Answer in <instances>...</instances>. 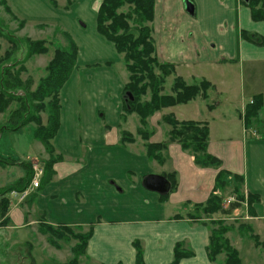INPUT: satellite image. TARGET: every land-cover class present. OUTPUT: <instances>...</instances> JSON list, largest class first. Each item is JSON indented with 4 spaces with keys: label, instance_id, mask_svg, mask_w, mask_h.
<instances>
[{
    "label": "crops",
    "instance_id": "1",
    "mask_svg": "<svg viewBox=\"0 0 264 264\" xmlns=\"http://www.w3.org/2000/svg\"><path fill=\"white\" fill-rule=\"evenodd\" d=\"M190 2L195 12L193 18H187V22L191 30L194 29L192 38L195 37L192 47L187 49L178 35L180 26L167 20V5H161L160 0H156L153 24L156 27V42L160 46L158 59L173 65V79L178 77L183 81L184 71L181 69L193 65L191 62L199 64L202 61L206 66L229 65L235 68L220 72L210 70V75H197L193 84L205 81L210 88L205 99L198 96L188 103L200 98L207 102L205 111L208 116H214L219 102L210 99V91L228 92L235 83L243 93L234 108L241 123L242 139L241 142L235 141L240 146V165L238 169H233L236 172L233 174L243 180L242 193L256 195L259 201L253 205L254 216L249 215L248 207L243 204L233 212L234 217L240 218L239 223L248 228L246 233L242 231L244 227L239 229L234 224L235 221L231 220L233 216L223 221L231 225L225 237L238 252L242 263L264 264V253L250 240L249 233L253 231L264 241V138L259 130L264 128V101L259 114L262 124L256 131L257 135L246 133L243 125L245 106L257 95L261 94L264 98V92L259 91L264 78V46L247 40L243 34L264 38V20L254 21L250 8L242 0ZM6 3L12 14L24 22L22 30L27 25L42 31L55 27L67 33L78 48L75 68L60 91L59 129L51 141L56 157L52 175L46 176L43 171L40 186L34 189L29 184L24 200H15L14 206H9L7 217L10 226L7 228L22 229L41 215L54 226L84 233L91 229L83 258L90 264H134L135 241L142 247L144 264H170L173 249L178 243H184L193 253L192 257L184 258L178 264H222L223 261L212 263L207 257L206 248L212 228L209 220L194 223L184 216L185 211L178 212V204L167 207L170 205L169 196L162 203L158 194L150 195L153 192L142 187V179L151 172V160L146 156L143 144H136L135 133L140 126L133 132L129 130V126L135 125L134 114L126 116L122 122V92L128 74L126 76V71L114 66L122 64L121 56L112 43L97 33L96 15L100 0H89L93 12L89 36L86 35L87 24L79 17L73 18L77 8L69 9L68 0L61 2L66 11L52 6L48 0H6ZM205 24H214V29L219 30L218 39L210 33L213 28ZM205 31L210 34V39L205 38ZM96 44H100L101 49ZM184 83L189 85L186 81ZM174 108L177 106L154 115L162 113L163 118ZM171 114L179 122L206 124L208 152L221 160L217 148L212 146L215 129L206 118L200 113L191 119H178L174 113ZM217 117L223 123L229 122L224 116ZM225 131L230 132L228 128ZM122 132L130 133L136 141L122 144ZM152 135L150 141L159 142L152 141ZM225 140L232 139L227 137ZM169 147L175 148L178 156L186 157L192 170L198 172L196 169L200 167L179 144L174 142ZM47 160L44 155L43 163ZM221 162L223 169L224 161ZM164 166L165 163L161 165L162 168ZM41 167L43 170L44 164ZM179 168L176 159L172 170L161 169L159 175L175 172L177 178ZM180 185L178 182L173 193L180 190ZM247 216L250 218L247 219Z\"/></svg>",
    "mask_w": 264,
    "mask_h": 264
},
{
    "label": "trees",
    "instance_id": "2",
    "mask_svg": "<svg viewBox=\"0 0 264 264\" xmlns=\"http://www.w3.org/2000/svg\"><path fill=\"white\" fill-rule=\"evenodd\" d=\"M48 1L54 7L57 4L56 0ZM242 3L250 8L251 17L254 21L264 20V0H249L248 3L243 1ZM155 5L156 0H100L96 15V30L99 35L114 45L117 54L122 57L125 70L128 74L127 83L122 92V122L126 116L131 114L136 115L140 127L136 130L135 136L142 140L146 156L151 161L163 165L165 163L163 152L167 149V145L164 142L150 141L151 133L145 129L149 118L164 109L186 104L198 96L205 99L210 84L202 81L198 84L186 85L182 79L176 78L171 90L173 96L159 95L162 91L163 80L156 75V71L160 72L161 76L166 77L173 72V66L157 61L154 55L153 41L149 35L150 30L143 25L152 22ZM0 6H6V0H0ZM125 6L131 7L132 10L127 14L119 12ZM132 19H134V25L130 26L129 21ZM20 23L22 24L18 26V29L23 28L24 22L20 21ZM63 34L69 41V47L54 52L53 57L43 69L44 76L35 85L30 78L24 82L20 79L21 74L25 73L22 65L16 71H13L14 56L21 49V46L26 48L27 56L29 57L47 54L48 47L44 40L25 38L23 39L25 42H22L19 39L11 37L9 42L12 49L6 53L4 58H0V114H3L8 106L14 104L11 113L7 115L5 125L0 129V136L2 131L18 132L23 128L34 125L33 138L41 143L49 156L48 160L44 163L43 169L46 176L52 175V166L56 160L51 141L59 129L60 91L70 78L78 55V48L75 42L67 33ZM243 36L247 40L264 46V38L248 36L247 34H243ZM23 43L25 45H22ZM130 97H132V101ZM262 106L263 97L261 95L253 97L252 103L245 106L243 114L245 130L257 131L260 127L262 122L259 119V114ZM40 113L46 115L45 122L41 120ZM166 117L165 121L171 127L169 132L170 143H178L183 151L188 152L192 156L196 166L200 168L217 167L220 170L216 176V187L213 193L205 203L194 205L193 210L186 215L194 223H199L200 220H209L212 226L206 248L209 261L215 263L217 258L223 255L224 260L222 264H243L238 252L225 237L231 225L228 226L223 221L224 218L232 217L233 212L245 200L241 192L242 178L238 175H233L232 178V193L236 196L238 202L229 204L227 208H223V199L216 193L217 188H222V190L226 188V183L222 179V162L219 158L208 152L207 125L193 121L179 122L174 120L173 116ZM121 142L122 144L134 143L135 138L128 132H122ZM6 159L12 161L11 165H20L24 169H27L28 174L23 179L0 190V196L2 197L8 196L13 191L23 192L32 180L31 166L27 161L22 162L19 159L15 160L11 157H7ZM2 161L7 162L5 159H2ZM163 176L170 182L171 189L168 194L159 196L162 203L167 200L170 193L177 190L178 186L175 172L164 174ZM258 201V196L247 195L246 204L250 216H254L253 205L257 204ZM8 204L7 199L0 200V217L6 215L9 208ZM40 227L50 237L56 239L64 238L62 235V232H64L66 237L68 236L77 240L79 245L71 249L74 257L85 254L86 244L91 237V229L84 234H74L71 228L63 226H60L61 229H54L50 226L44 227V225ZM249 233L250 240L264 253V241H261L253 231H249ZM133 247L136 252L134 264H144L142 247L139 242L135 241ZM192 255V251L184 243H178L173 249V260L170 264H178L182 259L190 258ZM67 264H78V262L74 258L72 262H68Z\"/></svg>",
    "mask_w": 264,
    "mask_h": 264
},
{
    "label": "rangeland",
    "instance_id": "3",
    "mask_svg": "<svg viewBox=\"0 0 264 264\" xmlns=\"http://www.w3.org/2000/svg\"><path fill=\"white\" fill-rule=\"evenodd\" d=\"M63 1L66 2L67 0H56L57 9L65 10L63 8V4L61 3ZM68 1L70 2V7L68 6L69 9H72L73 7L77 8L75 10L77 14H74L73 18L79 17L84 21L85 24H87L88 27L86 35L89 36V29L93 15L89 0ZM160 3L161 5H167L168 22L170 24H177L178 26H180L178 27L177 31L182 42L186 43L185 48H191L195 36L192 38V33H194V29L191 30L192 28L188 24L187 18H193L194 13L192 15H189L184 11L182 0H160ZM7 8L9 9L7 3L6 6H0V58H4L6 53L12 49L11 44L9 42V39H11V37L19 39L22 42H25V40H23L25 38H30L32 40L43 39L46 42V46L48 47V53L45 55H32L29 57L27 56L26 48H23V46H21L22 50L19 49V51L15 53V63L13 66V71H16V69L19 68L20 65H22V69H25V73L21 74L20 79L24 82L26 81V79L30 78L35 85V83L41 77L44 76L43 69L53 57L54 52L56 50L65 49L69 47V41L66 36H64L61 29L55 27L53 29L48 28L42 31L38 30V28H28L29 25H27L24 30L18 29V26L22 24L20 23L21 20H18L12 14L10 9L8 10ZM131 10V7L125 6L120 9L119 12H124L125 14H127ZM155 17L156 5L154 8V17L152 22L145 23L143 25L150 30L149 35L150 39L153 41L154 55L157 61L162 64H165L166 62H162L158 59L160 46L156 42V27L153 24L155 21ZM191 20L193 21L194 19ZM33 25L35 26L36 24ZM129 25H134V19L129 21ZM205 25H208L213 28L210 33L211 35H213V37L218 39L219 30L216 31L214 29V24ZM24 26L25 24L23 25V27ZM204 34L206 36L205 38L208 37V39H210V34L208 32L205 31ZM22 45L25 44L23 43ZM96 46L98 49H101L100 44H96ZM191 63L193 65L183 66L181 69L182 71H184V81H186L189 85L193 84L194 80L197 78V75L205 76L207 74H212L210 73V70L220 72L221 70L235 69L229 65L222 67L214 65L206 66L205 63L202 61H200L199 64H195L194 62ZM114 66L116 68L121 67L123 72L126 71L124 70L125 66L123 60L121 65L116 64ZM243 70H246V67H243ZM173 73L174 66L173 72L166 77L161 76L160 72L156 71V75L163 80L161 86L162 91L159 93L160 96H173L171 90L173 89L174 82L176 81V78L173 79L172 77L174 76ZM125 75L127 76V73ZM261 83L263 85L262 88H260L261 90L259 91L264 92V78L261 79ZM239 89L240 87L234 83L232 84V87L230 90H228V92H209L210 99L215 100L217 103L219 102V106L216 108V113L214 116H208V112L205 111V104L207 102L203 101L200 98H197L196 101L188 103L187 105L177 106V108H174L171 111V113H174V115L178 119H191V117L195 118V116L200 113L202 117L206 118V121H208L212 125V128L215 129L216 135L215 138H213L212 146L214 148H217L221 160L224 161L223 169H221L223 170L222 179L226 183V188L224 190H222V188H217V195L221 196L223 200H226L228 197L230 198L232 196V193L229 191V188L233 186L232 178L233 175L236 173L233 169H238L240 165V146L235 144V141L241 142L242 127L241 123L238 121V112H235L234 109L235 105H237V103L239 102V98H241L243 94ZM146 98L148 99V97ZM13 108L14 104H11L3 112V114H0V129L5 125L7 115L11 113V110ZM171 113L167 112V115H165L163 118L161 117L162 113L154 115V117L148 120L149 125H146L145 129L148 132H151V135L153 134L151 136L152 141L164 142L167 145V149L163 152L165 166L162 168L161 165L157 162L151 161L152 169L150 174L159 175L161 174V169L168 168L169 170H172L173 163H175V160L177 159L180 167L177 171V179L178 182L181 184V188L177 191V193L172 192L169 194L170 205H167V207L178 204V206H176L178 207V212L180 211L181 213H183L185 211L183 214L186 217V214L190 213L193 210V206L196 205V203L201 204L206 202L210 193L213 191V188L216 187L215 180L217 173L220 170L217 167L207 169L199 168L196 169L198 170V172L196 173V171L192 170L190 164H188L186 157L178 156L176 149L173 147H169V145L171 144L169 142V132L171 130V127L166 123L165 118H167L166 116H173V114ZM39 116L41 117V120L45 122L46 115L44 113H40ZM217 116H224L226 120H229V122L223 123L218 119ZM133 118L135 125L132 126L133 128L129 126V130L132 132L136 129V127L139 126L138 118L135 115ZM174 120H176V118ZM226 128L229 129V133L225 131ZM33 129L34 125H30L26 128L21 129L18 132L2 131V134L0 136V190L6 188L5 186L11 185L16 181L23 179L28 174L27 169H24V167L20 165H11L12 161L6 159L7 157H11L15 160L19 159L22 162L27 161L31 166V178H33V176L38 173L40 169H42L41 166L44 164L42 161V159H44V155L46 157H49L46 152L43 153L44 148L41 143L35 138H33ZM263 129L259 130L260 135L264 138ZM227 137H230L232 140H225ZM135 138H137V141L135 140L136 144H143L140 138ZM218 141L221 142L218 144ZM184 154H186V152ZM2 159L7 160V162L2 161ZM227 170L231 173H228ZM213 173L214 175H212ZM149 194L157 196L155 193ZM10 198L12 197H10L9 195H5V197L0 196V200L7 199V201L9 202L8 205H11L13 207L15 200L12 198L11 201ZM223 205L225 204L223 203ZM33 217L34 216H32V218ZM33 222L34 223L26 222L28 224H26L22 229H9L7 228L8 226H10L7 213L3 217H0V264H67L68 262H72L74 258L77 259L78 264H90L89 261L83 259L85 254H81V256L79 257H74L73 253L71 252V249L74 246L79 245L77 240H74L68 236L66 237L64 232H62L64 238L62 237L60 239H56L54 237H50L48 234H45L44 229L40 227L44 225V227L50 226L54 229H61L60 226H54L49 224L47 221H45L44 218L41 217V215H39V218H37V220H34ZM227 224H229V222H227ZM234 224H237L239 229L241 227H244L242 226V223H239L237 219H235ZM12 225L14 227L13 223ZM242 231L246 233L245 228H243ZM72 232L74 234H84V232L81 231L77 232L75 230H72ZM223 260L224 256L221 255L217 258L216 261L218 263H222Z\"/></svg>",
    "mask_w": 264,
    "mask_h": 264
},
{
    "label": "water",
    "instance_id": "4",
    "mask_svg": "<svg viewBox=\"0 0 264 264\" xmlns=\"http://www.w3.org/2000/svg\"><path fill=\"white\" fill-rule=\"evenodd\" d=\"M245 3H248L249 0H242ZM183 8L186 13L192 15L194 13L193 4L189 0H182ZM132 101V97H130ZM142 187L149 191L158 194L159 196L166 195L170 189V182L162 175L149 174L142 179Z\"/></svg>",
    "mask_w": 264,
    "mask_h": 264
},
{
    "label": "built area",
    "instance_id": "5",
    "mask_svg": "<svg viewBox=\"0 0 264 264\" xmlns=\"http://www.w3.org/2000/svg\"><path fill=\"white\" fill-rule=\"evenodd\" d=\"M40 176H41V170L38 171V173H36L34 176H33V179H32V182H31V185L33 188H37L39 186V183H40ZM12 196L16 197L18 196V193H15V192H12L11 193ZM23 198V195L22 197ZM229 202H233L234 199L233 198H229L228 200Z\"/></svg>",
    "mask_w": 264,
    "mask_h": 264
}]
</instances>
